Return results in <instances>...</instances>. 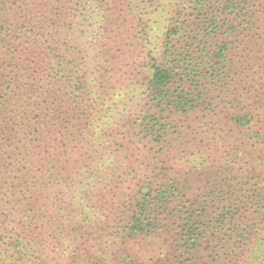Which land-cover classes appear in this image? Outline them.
Wrapping results in <instances>:
<instances>
[{
	"label": "trees",
	"instance_id": "1",
	"mask_svg": "<svg viewBox=\"0 0 264 264\" xmlns=\"http://www.w3.org/2000/svg\"><path fill=\"white\" fill-rule=\"evenodd\" d=\"M0 264H264V0H0Z\"/></svg>",
	"mask_w": 264,
	"mask_h": 264
},
{
	"label": "rangeland",
	"instance_id": "2",
	"mask_svg": "<svg viewBox=\"0 0 264 264\" xmlns=\"http://www.w3.org/2000/svg\"><path fill=\"white\" fill-rule=\"evenodd\" d=\"M128 26V24H118V26H119V29H123L124 27H127Z\"/></svg>",
	"mask_w": 264,
	"mask_h": 264
}]
</instances>
